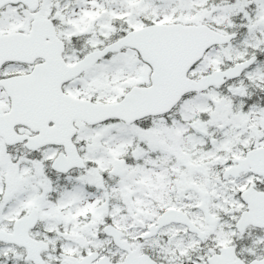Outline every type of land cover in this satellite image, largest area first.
Returning <instances> with one entry per match:
<instances>
[{"label": "snow or ice", "instance_id": "6c2138e0", "mask_svg": "<svg viewBox=\"0 0 264 264\" xmlns=\"http://www.w3.org/2000/svg\"><path fill=\"white\" fill-rule=\"evenodd\" d=\"M0 264H264V0H0Z\"/></svg>", "mask_w": 264, "mask_h": 264}]
</instances>
